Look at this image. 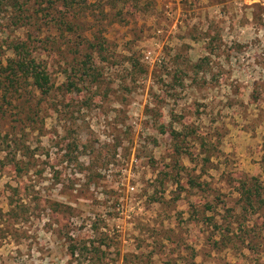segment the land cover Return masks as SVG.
<instances>
[{"label":"rangeland","instance_id":"obj_1","mask_svg":"<svg viewBox=\"0 0 264 264\" xmlns=\"http://www.w3.org/2000/svg\"><path fill=\"white\" fill-rule=\"evenodd\" d=\"M64 2L0 11L53 82L0 89V264H264V0Z\"/></svg>","mask_w":264,"mask_h":264},{"label":"trees","instance_id":"obj_2","mask_svg":"<svg viewBox=\"0 0 264 264\" xmlns=\"http://www.w3.org/2000/svg\"><path fill=\"white\" fill-rule=\"evenodd\" d=\"M68 6L72 4V0H63ZM19 0H0V11L3 8L16 5ZM48 3L52 4V0H48ZM28 19H35V17L27 16ZM19 19V16H17ZM60 29L62 30H73L78 29V24L64 18L59 21ZM14 53V58L8 59L6 67H0V89L3 92V99L6 103H12L9 101L13 95L24 91L26 83L29 81L33 89L38 90L41 94H47L53 87L49 72L43 66L42 62L39 61V53L33 50L31 42L27 40H13L8 44ZM90 57V55L88 54ZM86 61L79 63L77 70L81 76L92 75L94 70L91 64L89 65L88 58ZM91 71V72H89ZM76 81H69L68 87H76ZM261 187L258 180L252 179L251 183L242 182L241 193L244 195V202L246 209L253 207V197L261 194Z\"/></svg>","mask_w":264,"mask_h":264}]
</instances>
